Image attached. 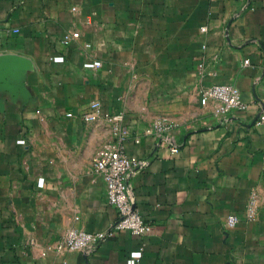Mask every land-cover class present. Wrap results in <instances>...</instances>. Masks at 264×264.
Masks as SVG:
<instances>
[{
	"label": "crops",
	"instance_id": "crops-1",
	"mask_svg": "<svg viewBox=\"0 0 264 264\" xmlns=\"http://www.w3.org/2000/svg\"><path fill=\"white\" fill-rule=\"evenodd\" d=\"M214 84L248 110L202 106ZM96 99L124 114L125 150L147 161L130 186L153 229L86 255L61 247L67 230L118 219L94 172L110 125L83 118ZM263 102L264 0H0V264H129L140 248L136 264H264ZM160 118L177 125V154L135 142Z\"/></svg>",
	"mask_w": 264,
	"mask_h": 264
},
{
	"label": "built area",
	"instance_id": "built-area-1",
	"mask_svg": "<svg viewBox=\"0 0 264 264\" xmlns=\"http://www.w3.org/2000/svg\"><path fill=\"white\" fill-rule=\"evenodd\" d=\"M206 30V26L201 28L203 32ZM71 36L72 32L69 31L65 35L63 43L69 44ZM53 59L58 62L64 61L63 57H54ZM249 63V59L244 60L245 65ZM84 66L99 69L102 63L100 61H88ZM200 103L204 107H210L215 115L224 117L234 111H247L249 108V104L243 100L239 88L229 84H214L202 88L200 90ZM83 118L85 121H97L103 118L110 125L112 140L97 152L94 172L103 179L107 201L118 213V219L109 232L92 233L74 227L67 230L61 247L69 252H81L90 255L102 241L113 237L115 232L128 231L135 236L143 237L150 234L153 228L136 208V199L130 186V180L147 165V161L134 159L125 150L126 142L131 137V131L124 124V114L122 112H103L101 102L96 99L90 102L89 110L83 114ZM254 123L255 125H264V102L263 109ZM176 127V124L167 119H157L137 134L135 142H140L141 135L153 136L159 145H169L171 153L177 154L180 148L173 136ZM247 212L249 220L256 218L254 200L248 205ZM238 222V216L231 214L226 220V226L234 228ZM142 251L143 248H140L132 252L128 261L129 264H136V261L142 257Z\"/></svg>",
	"mask_w": 264,
	"mask_h": 264
}]
</instances>
